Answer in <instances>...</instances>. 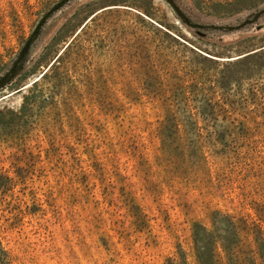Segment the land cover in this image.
Instances as JSON below:
<instances>
[{"label": "rangeland", "instance_id": "rangeland-1", "mask_svg": "<svg viewBox=\"0 0 264 264\" xmlns=\"http://www.w3.org/2000/svg\"><path fill=\"white\" fill-rule=\"evenodd\" d=\"M162 138L208 170L166 177ZM255 204L264 0H0V264H194L195 224Z\"/></svg>", "mask_w": 264, "mask_h": 264}, {"label": "trees", "instance_id": "trees-1", "mask_svg": "<svg viewBox=\"0 0 264 264\" xmlns=\"http://www.w3.org/2000/svg\"><path fill=\"white\" fill-rule=\"evenodd\" d=\"M69 45L66 47L68 48ZM240 59V58H238ZM61 60L58 56L39 78H47V72L55 67V62ZM242 60H238L240 62ZM49 73V72H48ZM61 106L55 110L60 112ZM172 127L178 130V123L172 122ZM51 129V128H50ZM52 138L53 135H51ZM170 140L161 139L160 155L155 156L156 164L161 163L166 177L173 179L191 180L200 176L206 168L207 159L201 147L199 154L191 152L194 146L184 142L169 144ZM170 145V146H169ZM178 149V150H177ZM176 150V151H172ZM188 150V151H187ZM191 152V153H190ZM147 163V162H146ZM256 219L249 215L237 217L219 209L213 210L208 215L209 225L197 223L192 228V248L189 255L194 264H264V231L260 222H264V204L253 206ZM0 251L5 253L0 242ZM245 257L244 260H242ZM10 263V260H9ZM5 257L4 264H9ZM189 264L187 253L179 250L178 261L170 260V264Z\"/></svg>", "mask_w": 264, "mask_h": 264}, {"label": "water", "instance_id": "water-1", "mask_svg": "<svg viewBox=\"0 0 264 264\" xmlns=\"http://www.w3.org/2000/svg\"><path fill=\"white\" fill-rule=\"evenodd\" d=\"M106 7H102V8H99V9H96L95 11H93L84 21H83V23H81V25L77 28V30L75 31V33H74V35L78 32V31H80L81 30V28L84 26V24L90 19V18H92L97 12H99V11H101V10H103V9H105ZM73 35V36H74ZM67 44H68V42L61 48V50L56 54V56L54 57V59L47 65V67L45 68V70L41 73V75L48 69V67L56 60V58L60 55V53L64 50V48L67 46ZM248 53H250V52H248ZM248 53H245V54H240V55H238L236 58H240V57H242V56H244V55H247ZM235 58V59H236ZM40 75V76H41ZM39 76V77H40ZM39 79V78H38Z\"/></svg>", "mask_w": 264, "mask_h": 264}]
</instances>
